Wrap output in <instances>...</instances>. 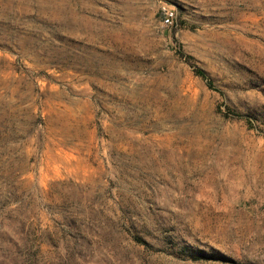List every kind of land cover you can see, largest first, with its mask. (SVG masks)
I'll return each mask as SVG.
<instances>
[{"label": "rangeland", "instance_id": "374dc122", "mask_svg": "<svg viewBox=\"0 0 264 264\" xmlns=\"http://www.w3.org/2000/svg\"><path fill=\"white\" fill-rule=\"evenodd\" d=\"M0 264H264V0H0Z\"/></svg>", "mask_w": 264, "mask_h": 264}, {"label": "trees", "instance_id": "16d2710c", "mask_svg": "<svg viewBox=\"0 0 264 264\" xmlns=\"http://www.w3.org/2000/svg\"><path fill=\"white\" fill-rule=\"evenodd\" d=\"M193 60H194L193 56H191V55L186 56V61L188 63L192 64L195 74L198 75L199 77L205 79L209 86H214L210 77H209V74L207 73V71L205 69H203L202 67L195 65L193 63ZM222 112L224 115H227V116H232L234 118L244 119V120H246V122L249 126H252V120L248 117V115H245L244 113H242V112H240V111H238V110H236L230 106L227 107L226 111H222ZM199 254H200V256H206V254L203 251H200ZM220 256H222V255H220Z\"/></svg>", "mask_w": 264, "mask_h": 264}, {"label": "built area", "instance_id": "2783aa9c", "mask_svg": "<svg viewBox=\"0 0 264 264\" xmlns=\"http://www.w3.org/2000/svg\"><path fill=\"white\" fill-rule=\"evenodd\" d=\"M172 14L173 13L166 14V16H165V22L166 23H171V21H172Z\"/></svg>", "mask_w": 264, "mask_h": 264}]
</instances>
